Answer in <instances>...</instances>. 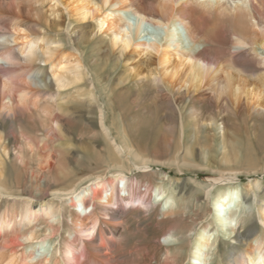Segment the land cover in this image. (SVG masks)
Listing matches in <instances>:
<instances>
[{
    "label": "bare ground",
    "instance_id": "bare-ground-1",
    "mask_svg": "<svg viewBox=\"0 0 264 264\" xmlns=\"http://www.w3.org/2000/svg\"><path fill=\"white\" fill-rule=\"evenodd\" d=\"M51 1L60 4L77 20H94L96 29L105 31L110 48L118 53L153 57L151 63L156 71L145 75V84L164 92L168 98L171 95L164 87L175 101L179 97L189 102L204 100L214 106L222 105L232 115L245 114L264 121V0ZM43 2L0 0V15L4 16L0 18V59L8 62L0 63V194L5 196V202L9 198L12 200L8 203L23 202L22 211L28 219L40 215L44 207L49 231L43 234H36L33 229L16 231L12 224L17 211L13 214L9 208L4 211L0 208V232L5 227L13 229L8 238L0 236V264H119L118 257L127 258L129 264H133L134 259L129 255H120V251L113 254L114 246L120 243L115 229L122 228V223L116 219L127 220L145 209L152 210L154 218L164 220L171 215H181L184 205L174 202L170 182L163 181L166 176L162 172H155L159 180L143 183L145 191L140 192L141 181L129 175L150 174L152 165H161L164 161L134 149L127 142L125 130L121 133L122 142L109 139L104 157L98 156L102 160V171L70 176L73 170L68 164L59 163L62 149L61 143H56L44 147L47 153L38 160L42 165L39 171H30L29 178L34 181L33 190L27 191L30 199H15L24 196L25 189L18 187L15 181H8L7 168L19 165L25 168L28 155L38 146L37 141L21 129L9 138L7 130L13 131L19 116L38 120L42 126L41 138L51 139L61 135L64 121L84 118L94 109L89 100L93 98L91 92L67 90L83 78L84 64L79 55L61 49V40L55 33L43 30L42 25L47 26L39 13ZM220 27H225L229 33L228 41L214 39ZM217 45L224 50L217 51ZM23 75L25 78L21 79ZM96 107L100 112L99 126L108 137L109 130L103 127V111ZM191 125L194 128L186 132L182 120L177 127L173 122L165 123L177 134L176 147L166 162L176 166L178 171L184 167H204L216 173L208 177V185L195 183L200 185L205 197L204 212L197 215L201 218L206 213L208 221L201 223L195 235L187 240L189 264L208 261L214 234L233 239L237 244L234 248L240 246L238 253L234 249L227 252V264H264V193L256 201L249 196L257 193V182L249 188L229 185L238 171L233 163L238 157V141H232L229 147L221 139L213 146L201 147L194 155L191 143L198 124L193 121ZM171 142L172 138L164 140L165 146ZM245 160L248 162L246 172L254 171L257 166L264 169V163L259 165L252 157ZM107 171L109 177L104 178ZM43 189L52 191L56 198L51 202L54 205L46 208L41 203L38 209L32 208L31 200L42 198ZM260 201H263L261 206L257 205ZM65 206L76 211H70L68 221L78 233L79 244L75 246L69 240L70 244L61 252L47 235L58 229ZM196 221L189 227L167 228L160 235L166 245L164 264H177L180 251L176 248L171 252L169 246L178 240L179 234L183 236L195 228ZM19 247L23 249L19 251ZM78 253L86 257L85 260L77 262Z\"/></svg>",
    "mask_w": 264,
    "mask_h": 264
},
{
    "label": "rangeland",
    "instance_id": "rangeland-1",
    "mask_svg": "<svg viewBox=\"0 0 264 264\" xmlns=\"http://www.w3.org/2000/svg\"><path fill=\"white\" fill-rule=\"evenodd\" d=\"M43 1V5L39 10L41 16H44L43 19L45 18V24L47 25H42L43 28L45 27L43 30L55 33L61 40V49L79 55L84 64L85 72L83 78L72 84L67 90L80 89L91 92L93 98L89 100L94 109H92L91 114H86L84 118L75 117L68 119L69 121H64L65 125L61 127V135L51 139L41 138L43 132L38 120L31 118L28 120L24 116L17 118L13 131L12 129L11 131L7 130L9 138H12L13 132L18 134V129H21L25 134H28L27 136H32L37 141L38 146L34 147L35 151L28 155L29 159L26 160V169L20 165L7 168L10 178L8 181L11 183L15 181L14 183H17L18 187L25 189L23 192H25L24 196L26 197L22 196L15 199L22 201L30 199L27 191L31 192L34 188V181L29 178L30 171L31 169L33 172L39 171V167L42 166L38 163V160L47 153V150L44 151V147L49 148L51 145L54 146L56 143H61L60 147L62 150L58 158L59 163L69 165L73 170L70 176L74 174L77 177L80 175L85 176L86 174H92L96 170L98 172L104 169L102 160L98 159V156L102 154L100 157H104L108 150L107 143H109V139L111 141L114 139L116 143L122 142L121 133L125 130L127 142L134 149L153 158L157 156V159H163L164 161L161 165L151 166L154 169H152L153 173L149 171L148 173L150 174L142 173L141 175V173L136 174V172L128 174L130 178L137 177L141 181L140 192L143 193L145 191L143 183L149 182L151 184L158 181L156 174L157 172H162L166 176L163 181L167 180L168 183L170 182V191L173 193L174 202L178 203L179 206L184 205V209L181 210V215L168 216L166 218L167 221L166 219L162 220L160 217L154 218V212L152 210L146 211L145 209H142L141 214L139 213L137 216L127 220L116 219V222L122 223V228L117 226L115 229L116 240L120 243L117 247H113L115 249L113 254L118 251H120V255L125 256L127 254L130 259H134L133 264H164L163 255L166 245L162 242L160 235L172 227H189L197 220L195 228L183 236L179 234L178 240L169 246L171 252L176 248L180 251L177 254V264H189L187 240L195 235L197 227L201 223L208 221L206 213H203L201 218L197 215L199 212H204L202 209L203 205L205 206V197L199 189L200 185L195 183L208 185L210 183L208 177L214 176L216 173L210 172L204 167H198L197 169L184 167L178 171L176 166L166 162L176 147L177 134L176 130L173 132L168 126H165V123L173 122L175 127H177L179 121L182 120L186 132L194 128L191 125L193 121L198 124L195 139L191 143L194 155L198 153L201 147L213 146L215 141L221 139L229 147L233 142L238 141V157L233 162L234 167L238 171L236 178L229 185L238 184L244 188H249L252 185L254 186V182H257L258 187L255 189L257 193L254 197L249 196L250 199L256 200L258 196H262L264 193V169L257 166L254 171L246 172L248 162H246L245 158L252 157L253 160L259 162V165L264 163V121L246 117L244 116L245 114L232 115L222 105L214 106L204 100L189 102L188 99L183 100L179 97L175 101L169 90L164 87V90L171 95V98L169 97L170 100L168 96L164 95V92L155 90L145 84V75L156 71L154 64L151 63L153 57L140 53H118L117 50L110 48L105 31L96 29L94 20L88 18L77 20L57 2L51 0ZM1 17L3 18L4 16L0 15ZM229 37L225 27L218 28L217 34L214 35V39H217L216 41L223 40L225 42L228 41ZM213 43L216 45L215 42ZM224 48L226 49L227 47L225 46ZM216 50L222 52L224 49L217 45ZM0 63L5 65L8 62L0 59ZM24 73H27V70ZM24 78L25 75L21 77V79ZM165 80L168 81V79ZM96 105L103 111V127L109 130L108 137L104 135L103 130L99 126L100 112ZM210 122H213L217 127L214 128ZM166 138H172L169 146H165L164 140ZM20 143L21 139L18 140V144ZM182 150L181 148L179 153ZM218 156H220V153H218ZM56 165H58L57 162ZM155 172L156 174H154ZM109 174L110 172L107 171L103 177L108 178ZM54 184L50 186L53 188ZM45 190L43 189L42 198L31 200L30 205L32 208L38 209L41 203H44L46 208L50 204L54 205L51 202L56 201V198L53 197L52 191L46 192ZM4 197V195L0 194L1 210L4 211L9 208L8 211L12 213L11 211L13 210V214L17 211V216L13 218L12 224L16 231L33 229L36 234H43L49 231L47 217L44 216V207H40V215L28 219L22 211L24 208L23 202L8 203L12 199L9 198L7 199L8 202H5L3 200ZM240 200L246 204L242 197H240ZM262 203L263 201L257 202V205L261 206ZM70 211L76 212L74 208L66 207L62 213L63 216L59 219L58 229L55 232L51 230V234L47 235V237L55 241V247L61 248V252H63L65 245L70 244L69 240L75 246L79 244L78 233L74 231L68 221ZM160 223L163 224L161 225ZM123 227L124 229L126 227L127 230L124 231ZM160 227L161 229H159ZM12 230V227L1 229L0 236L6 239ZM212 238L213 241L208 250V261H203V264H227L229 258V253L227 254V252L234 249L238 253L241 250L240 246L234 248L237 244L233 239L224 238L216 234L212 235ZM21 249L23 247L18 248L19 251ZM78 255L79 260L77 259V262L81 261L82 258L85 260L86 257H81L79 253ZM59 259L61 260L62 258ZM117 259L119 264L130 263L124 257H118Z\"/></svg>",
    "mask_w": 264,
    "mask_h": 264
}]
</instances>
